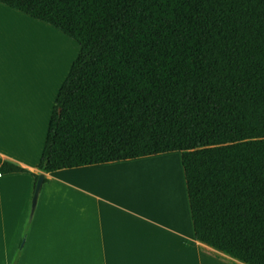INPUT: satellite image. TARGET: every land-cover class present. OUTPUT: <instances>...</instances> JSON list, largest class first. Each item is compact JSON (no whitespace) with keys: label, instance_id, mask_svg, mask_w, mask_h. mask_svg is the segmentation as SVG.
<instances>
[{"label":"trees","instance_id":"trees-1","mask_svg":"<svg viewBox=\"0 0 264 264\" xmlns=\"http://www.w3.org/2000/svg\"><path fill=\"white\" fill-rule=\"evenodd\" d=\"M0 3L80 46L42 174L180 153L195 238L264 264V0Z\"/></svg>","mask_w":264,"mask_h":264},{"label":"crops","instance_id":"crops-1","mask_svg":"<svg viewBox=\"0 0 264 264\" xmlns=\"http://www.w3.org/2000/svg\"><path fill=\"white\" fill-rule=\"evenodd\" d=\"M39 32L69 38L0 3V157L30 172L0 175V264H241L195 238L180 153L44 174L33 209L66 80L40 58ZM175 156L183 203L161 205L147 166Z\"/></svg>","mask_w":264,"mask_h":264},{"label":"rangeland","instance_id":"rangeland-1","mask_svg":"<svg viewBox=\"0 0 264 264\" xmlns=\"http://www.w3.org/2000/svg\"><path fill=\"white\" fill-rule=\"evenodd\" d=\"M44 34H47V35L51 36L49 33H44ZM51 37H52L51 39H53L54 42L57 43V46H55V47L53 46L54 48H50V46H49L50 44L46 42L47 40L44 41V39H45L44 38L42 40L45 42V46L47 47V48H45L44 43H42L43 41L40 38V41H39L40 43L39 44L44 48V51H43V48L41 50V53H40V56L41 57L40 58L42 60L44 59V61H45V63H46L47 66L49 64H51V63H52V65H55L56 66L57 73L59 72L60 75H61L62 80H65V78L67 79V77L69 76V73L71 71V68H72L74 62L76 61V59L79 56L80 46H79V44H77L76 41H74V40H72L70 38H66L65 36L64 37L66 39H68L69 42L68 41L65 42L66 39L63 38L62 36H61L62 38L60 40L57 37H55L56 38V41H55L54 36H51ZM61 40H63L65 43H63ZM62 43L64 44V46L62 45ZM59 44H61V45L59 46ZM52 45H53V43H52ZM60 47H62V48H60ZM176 154H178V153H176ZM155 161H153V162L156 163L155 164L156 165V169L158 167V169H161L162 170V171L161 170H158V175H157V178L158 179L156 180V183H155L157 185V187H158L157 194L163 196V195H166L165 194L166 193V190H167L166 187H170L169 186V183L170 182L167 183L166 182V179H165V182H162L163 179L161 178V176L164 177V172L163 171L167 170V167H169V165H170L171 162L170 161H167L165 159L155 160ZM172 163L173 164H176L179 167V163L180 162H179V160H178V158L176 156H175V160ZM179 177H181L180 176V167H179ZM180 180L181 179L179 178L178 183H177L176 180H175L176 182L172 180V183L175 182L177 185L180 183V185H181ZM162 189H163V191H162ZM178 189H179V187H178ZM179 190L182 192V186L180 187ZM167 192H168V190H167Z\"/></svg>","mask_w":264,"mask_h":264},{"label":"bare ground","instance_id":"bare-ground-1","mask_svg":"<svg viewBox=\"0 0 264 264\" xmlns=\"http://www.w3.org/2000/svg\"><path fill=\"white\" fill-rule=\"evenodd\" d=\"M40 36H41V38L42 39H44V41L45 40H47L46 42L47 43H49L50 45V48H54L55 46H57V43H55L54 42V40L53 39H51L52 37L51 36H49V35H47V34H44L43 32H39L38 33ZM40 38V37H39ZM50 38V39H49ZM55 38V37H54ZM41 39V40H42ZM49 40V41H48ZM53 40V41H52ZM60 40V39H59ZM43 41V40H42ZM41 41V42H42ZM42 42V43H44V46H45V42ZM55 41H56V38H55ZM58 41V40H57ZM63 43H65V42H67V41H63V40H61ZM40 43V42H39ZM52 43H53V45H52ZM62 43V45L64 46V44ZM67 44V43H66ZM48 45V44H47ZM61 44H59V46H60ZM54 46V47H53ZM45 48H47L46 46H45ZM60 48H62V47H60ZM67 48V47H66ZM156 162V161H155ZM171 162V161H170ZM172 163V162H171ZM170 163V165H169V167H167V170H165V171H163L164 172V177H162L161 176V178L164 180H162V182H165V179H166V182L167 183H169V186L170 187H166V189L168 190V192H169V196L166 194V195H158L157 194V200L158 201H160V203H161V205H164V202L165 201H169L168 203H173L174 205H176V204H179V201H180V203H183V197H182V194H181V191H177V188L174 186V184L172 183V180L174 181L175 179H177L178 178V180H179V167L176 165V164H171ZM156 163H154V162H152V163H150V164H148V177L150 178V185L151 186H153V185H155V187L157 186L155 183H156V180L158 179L157 178V175H158V170H161V169H158V167H157V169H156V165H155ZM162 171V170H161ZM161 173V172H160ZM174 175L176 176V177H174ZM173 176V177H172ZM160 180V179H159ZM158 180V181H159ZM160 184V183H159ZM172 184V185H171ZM164 186V185H163ZM157 189H158V187H157ZM165 189V188H164ZM170 189V190H169ZM171 193V194H170ZM168 196V197H167ZM159 203V204H160ZM183 210V209H182ZM181 212V211H180Z\"/></svg>","mask_w":264,"mask_h":264},{"label":"water","instance_id":"water-1","mask_svg":"<svg viewBox=\"0 0 264 264\" xmlns=\"http://www.w3.org/2000/svg\"><path fill=\"white\" fill-rule=\"evenodd\" d=\"M44 180H45V176H44V174H41L39 179H38L36 189H35V194H34V198H33V209L36 207L39 194H40L42 186L44 184Z\"/></svg>","mask_w":264,"mask_h":264}]
</instances>
